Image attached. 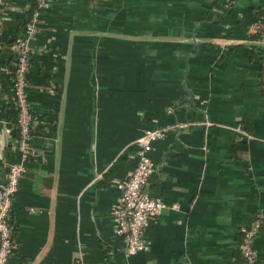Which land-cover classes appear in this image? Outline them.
I'll return each mask as SVG.
<instances>
[{"label": "crops", "instance_id": "obj_1", "mask_svg": "<svg viewBox=\"0 0 264 264\" xmlns=\"http://www.w3.org/2000/svg\"><path fill=\"white\" fill-rule=\"evenodd\" d=\"M29 10L0 0V183L20 160L10 67ZM263 12L264 0H48L28 74L37 154L7 264H245L244 230L264 214V46L251 28ZM154 128L148 188L165 208L149 249L128 255L119 185ZM255 245L264 264V225Z\"/></svg>", "mask_w": 264, "mask_h": 264}, {"label": "built area", "instance_id": "obj_2", "mask_svg": "<svg viewBox=\"0 0 264 264\" xmlns=\"http://www.w3.org/2000/svg\"><path fill=\"white\" fill-rule=\"evenodd\" d=\"M41 10L34 13L25 26V32L17 37L12 49L15 55L12 93L18 111L19 137L17 151L20 160L10 163L7 168V178L0 183V264H7L14 250V229L12 205L18 191L19 182L27 172L26 162L36 156L37 150L32 141V130L35 116L31 110L28 97V74L32 56V40L39 32V17L48 0H36ZM229 5L231 0H220ZM259 36L264 46V12L251 26ZM164 128L147 129L136 140L138 144L137 165L131 175L120 183L122 191L121 202L114 210L117 232L125 242L124 251L134 255L149 249L146 229L152 219L165 208L163 200L152 196L149 191L151 175L156 170V164L150 157L153 143L164 136ZM264 225V214L258 213L250 225L244 230L240 246L245 258V264H259L256 249V238ZM75 264H86L84 256L78 255Z\"/></svg>", "mask_w": 264, "mask_h": 264}, {"label": "trees", "instance_id": "obj_3", "mask_svg": "<svg viewBox=\"0 0 264 264\" xmlns=\"http://www.w3.org/2000/svg\"><path fill=\"white\" fill-rule=\"evenodd\" d=\"M29 1V3H30V13H29V16H28V20L26 21V24L29 22V20L33 17V15H34V13L36 12V11H38V10H41V8L39 7V5H38V3H37V1L36 0H28ZM14 54V53H13ZM13 59H14V61H13V64H14V62H15V55H14V57H13ZM13 66V67H12ZM10 68H11V70H12V72L14 73V70H15V68H14V65H12ZM12 106H15L14 105V103L12 104ZM15 108H16V106H15ZM16 112H17V116H16V119H15V121H14V124H15V126H16V128H17V130H18V133H19V129H18V111H17V109H16ZM32 133H33V130H32ZM33 135V134H32Z\"/></svg>", "mask_w": 264, "mask_h": 264}]
</instances>
